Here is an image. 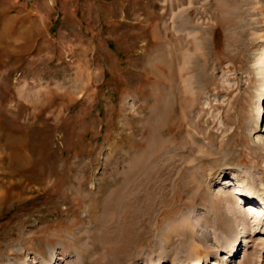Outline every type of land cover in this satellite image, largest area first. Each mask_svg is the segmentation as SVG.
<instances>
[{
    "label": "rangeland",
    "instance_id": "obj_1",
    "mask_svg": "<svg viewBox=\"0 0 264 264\" xmlns=\"http://www.w3.org/2000/svg\"><path fill=\"white\" fill-rule=\"evenodd\" d=\"M253 214L264 0H0V264H264Z\"/></svg>",
    "mask_w": 264,
    "mask_h": 264
},
{
    "label": "bare ground",
    "instance_id": "obj_2",
    "mask_svg": "<svg viewBox=\"0 0 264 264\" xmlns=\"http://www.w3.org/2000/svg\"><path fill=\"white\" fill-rule=\"evenodd\" d=\"M236 192V191H235ZM237 193H242V192H237ZM236 195V194H235ZM253 217H255V220H258L259 222H261V220H263L264 219V217L263 216H261V215H258V216H256V215H254L253 214ZM235 238V237H234ZM232 240H234V241H228V242H224V247H226V245H231L232 244V242H235V239H232ZM233 251V250H232ZM232 253L233 252H231L230 254L232 255ZM182 264H193V262L192 261H186V262H184V263H182ZM194 264H201V261H199L198 263H194Z\"/></svg>",
    "mask_w": 264,
    "mask_h": 264
}]
</instances>
